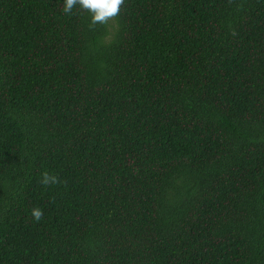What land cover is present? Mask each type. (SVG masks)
Masks as SVG:
<instances>
[{
    "label": "trees",
    "instance_id": "16d2710c",
    "mask_svg": "<svg viewBox=\"0 0 264 264\" xmlns=\"http://www.w3.org/2000/svg\"><path fill=\"white\" fill-rule=\"evenodd\" d=\"M62 8L0 0V264H264V0Z\"/></svg>",
    "mask_w": 264,
    "mask_h": 264
},
{
    "label": "clouds",
    "instance_id": "9594fccd",
    "mask_svg": "<svg viewBox=\"0 0 264 264\" xmlns=\"http://www.w3.org/2000/svg\"><path fill=\"white\" fill-rule=\"evenodd\" d=\"M125 0H63L62 12L71 14L74 8H79L91 15V22L106 23L110 18L117 16ZM56 175L45 172L42 174L41 183L50 186L59 183ZM32 216L38 222L43 216V210L40 208L32 209Z\"/></svg>",
    "mask_w": 264,
    "mask_h": 264
}]
</instances>
